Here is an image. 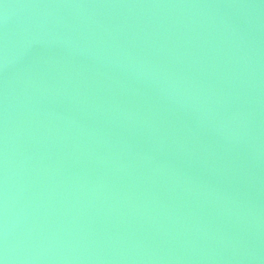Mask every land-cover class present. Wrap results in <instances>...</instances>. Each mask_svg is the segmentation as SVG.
Wrapping results in <instances>:
<instances>
[{
	"label": "water",
	"instance_id": "obj_1",
	"mask_svg": "<svg viewBox=\"0 0 264 264\" xmlns=\"http://www.w3.org/2000/svg\"><path fill=\"white\" fill-rule=\"evenodd\" d=\"M0 264H264V0H0Z\"/></svg>",
	"mask_w": 264,
	"mask_h": 264
}]
</instances>
